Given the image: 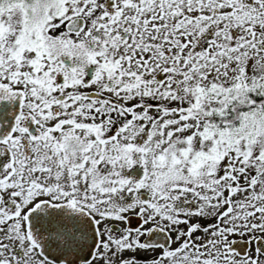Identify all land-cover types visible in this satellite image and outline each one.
Wrapping results in <instances>:
<instances>
[{
    "label": "snow or ice",
    "instance_id": "1",
    "mask_svg": "<svg viewBox=\"0 0 264 264\" xmlns=\"http://www.w3.org/2000/svg\"><path fill=\"white\" fill-rule=\"evenodd\" d=\"M0 264H264V0H0Z\"/></svg>",
    "mask_w": 264,
    "mask_h": 264
}]
</instances>
